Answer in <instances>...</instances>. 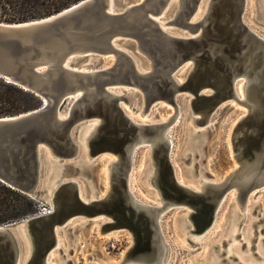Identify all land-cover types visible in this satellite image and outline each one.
<instances>
[{"label": "water", "instance_id": "water-1", "mask_svg": "<svg viewBox=\"0 0 264 264\" xmlns=\"http://www.w3.org/2000/svg\"><path fill=\"white\" fill-rule=\"evenodd\" d=\"M123 1L80 0L41 18L0 19V78L42 100L34 109L0 116V181L32 198L44 193L46 198L51 168L55 178L51 213L0 225V264H50L58 249L56 231L80 218L102 220L100 233L125 227L131 233L132 244L125 250L130 264H167L173 252L164 217L177 205L191 208L183 220L186 240L199 246L192 250L197 251L214 228L232 183L243 185L232 219L238 229L212 245L208 264H244L231 249L236 238L241 251L264 259L257 251L263 232L255 228L245 240L240 228L247 221L243 209L248 195L264 181L248 180L243 170L228 181L208 182L203 191L182 184L173 160L174 140L165 135L171 120L139 123L124 106L138 110L141 93L143 115L159 102L184 107L190 96L196 124L203 125L230 101H238V81L246 78L249 112L234 128L241 145L235 156L249 174L263 169L264 0H259L260 22L251 26L246 22L252 18L251 0H209L196 19L204 0H177L174 17L163 22L171 0L132 1L122 9ZM82 56L91 59L85 68L78 62ZM188 62L191 69L179 81ZM90 126L95 127L82 142ZM150 144L148 173L153 171L150 182L161 205L139 203L132 189L139 152ZM105 155L113 158L109 189L103 197L85 201L78 182L94 175ZM67 164L79 167L76 179L64 175ZM254 223L255 218L251 228Z\"/></svg>", "mask_w": 264, "mask_h": 264}, {"label": "rangeland", "instance_id": "rangeland-1", "mask_svg": "<svg viewBox=\"0 0 264 264\" xmlns=\"http://www.w3.org/2000/svg\"><path fill=\"white\" fill-rule=\"evenodd\" d=\"M128 1L129 3H131L132 1H140V0H128ZM74 3H71L69 6H71ZM176 4H177V0L171 7H169V10H168L169 17L170 16L173 17ZM257 5L259 9L257 17L260 20L261 8L259 5V0H258ZM64 8L66 7L61 8V10ZM251 10L253 14H255V8L253 7ZM55 12H58V11H53L43 16H35L33 18L32 17L31 18L30 17H15V18L12 17V18L2 19V20L9 21V22L24 21V20H29V19L45 17ZM84 59L85 57H80L78 59V62L85 61ZM107 61H110V58H107ZM147 64H149L148 61H147ZM101 65L102 63L98 64L97 66L101 67ZM92 67H96V65L93 64ZM132 102L134 101L132 100ZM41 104H42V100L40 99V105ZM180 106L183 110L182 113L185 112L186 109L182 105ZM241 108L242 106L240 105H235V103L233 102L230 103V105L223 107L216 114L215 117H212L209 123H206L198 127H195V125H193L194 134L192 135H188V134L183 135L186 129H185V125H182V123L180 126L173 129L172 136L174 137L175 144H176L175 153L173 154V158H174V163L176 166L178 163L177 173L179 175L184 176L189 182H195L196 180H199L202 177L211 180V179L216 178V176L222 175L224 172H226L228 168H231V166L233 165L236 167L239 166V162L235 154L239 152V150L241 149V145L238 143L237 139L235 138L237 131H235L234 128L232 129V126H233V120L236 118ZM131 110L134 114L137 112V110L135 109H131ZM170 110L174 112V106H172L171 104L159 102L156 105V115L157 116L164 115ZM20 112H23V111H20ZM20 112L7 113V114L2 113L0 114V116L1 115H12V114L20 113ZM188 116L191 117L190 114H188ZM184 117H185V114L183 113L182 118ZM178 120H179V117L173 123L171 128L176 126L177 124L176 122ZM197 130H204V131L200 135V133L195 134ZM187 139H188L187 148L185 149L183 153L184 156L182 158V161H179L178 158L180 157L177 154L180 151L182 144ZM234 148H237L236 151L234 150ZM147 149H148V146L142 148L139 152L140 160H139L137 167L140 166L141 162H142V167L138 169L136 167L134 178L132 179L134 182L133 181L132 182L135 183L134 185L135 190L137 193H139L140 196L142 197L145 196L144 198L151 199V196H155L156 192H158V189H155V187H153L152 185H148L146 183V178L151 174V173H148V165H149L150 158L148 159L147 162L145 158V152ZM188 153L190 154L187 156ZM106 157L107 155L101 157L99 164L94 168V171H95L94 175H92L89 178L86 177V179H83L84 182L87 183L88 187L91 185V187H93L96 191H98L99 189L105 186L103 179L100 178V176L98 175L99 173L97 172L100 169L101 163L104 162ZM64 168H65L66 175L68 174L70 176L75 177V176H78V174L80 173L79 167H76L72 164H67L65 165ZM188 169H191L194 172L192 174H191V171L190 173L186 172V170ZM107 176L108 175L106 173L105 175L106 184H107L106 186L108 188V177ZM101 177L103 178L104 176L102 175ZM2 183L3 182L0 181V199L2 198L8 199L12 201V203H14L16 206L19 205V206L24 207L25 203L24 201H22L21 197H19L16 194L9 193L7 190L3 189L1 187ZM88 183L90 185H88ZM262 190L263 191L261 194L263 195L261 196L259 206L257 207V215L256 217L255 215L253 216V220L255 218L254 227L251 229H252V232H254L255 228L258 231H262L263 234L261 235V232L259 234L261 237H264V187ZM19 193L24 194L20 191ZM44 195L45 193L35 195L33 198L29 196V198L32 199L34 203H37L38 206L40 204H44L47 208H50L51 211H53V205L51 203L50 198H48V196H46L45 198ZM230 196L231 195H229L227 202L225 203L222 211L220 212L214 228L210 231L209 235H207L204 238V241L206 243L197 251H192V250H194L195 248L199 246L193 247L186 240V236H187L186 231L188 230V228L179 229L178 220L176 218L180 215H183L185 211H191V208L188 205H177L174 209H172L164 217L163 225H164L165 233H166V236L169 239H171L170 242L172 243V251L174 253L170 257L171 262L169 260L168 264L169 262L170 264H201L202 258L206 256V254H207L206 259L208 258L209 260L211 259L210 258L211 253L209 249L210 247H212V245H214L218 241L217 239H220L222 237V235L221 236L218 235V232L221 230V227H222V225L219 224V222L221 223L223 220H225L226 223L224 222V225H225V231H226L227 224L229 223L231 219V216H230L231 210L229 211V213L227 211V209L229 208L231 204ZM151 203L159 204V205L161 204L160 201L159 202L151 201ZM254 210L255 209L253 206L252 211ZM37 211H35L33 215L36 214ZM1 213H0V217H3ZM30 215L25 216L20 219L26 220V218L29 217ZM96 218H100V217H96ZM12 221H15V219L1 221L0 225L9 223ZM125 229H126L125 227H121L120 229H113L111 231H105V232L100 233L98 229V223L96 222H87V219H84V218H80L76 221H71L69 226H67V228L63 229L62 232H60V234H63L62 236L65 239V242L67 245L64 246V244H62L61 247L57 246L58 249L59 248L61 249L60 250L55 249L54 251H52L49 261L50 262L52 261L54 264H84L88 261H99L100 258L106 256V257L111 258L109 263L114 264L115 260L117 261L123 258V254L125 250L132 244L130 240L131 233L125 231ZM176 241H177V244H176ZM234 242H239V245H242L240 238H236ZM262 248L264 249V243H263ZM66 250L68 251V253ZM242 252L246 254L249 253L248 251H246V249H243ZM252 257L254 260L264 263V259L258 258L256 255H252ZM220 258H224V255L221 254Z\"/></svg>", "mask_w": 264, "mask_h": 264}, {"label": "bare ground", "instance_id": "bare-ground-1", "mask_svg": "<svg viewBox=\"0 0 264 264\" xmlns=\"http://www.w3.org/2000/svg\"><path fill=\"white\" fill-rule=\"evenodd\" d=\"M208 1L209 0H204L203 3L200 5L199 10L197 11V13L194 16L195 19L197 17H200L202 15V13L205 12L206 7L204 5ZM175 2H176V0H171L170 5L166 8V10L163 13L164 19L160 20L161 22L165 21V19L172 18L171 16L169 17V11L168 10H169V7H171ZM257 3H258V0H252V2H251V9L253 7L255 8V14H253V12H251L252 13V18L246 20V22L250 26H251V24H253L255 22H260V20L257 17L258 16V11H259ZM129 4L130 3H129L128 0L123 1V3L121 4L122 9L125 8ZM173 17H174V15H173ZM168 31L170 33H173V34L174 33H176V34H183V33L186 32V31H182V30L181 31H177L175 29L174 30H168ZM261 36L264 37V35L262 33H261ZM82 57H84V56H82ZM109 58H110V62H111L113 60V57H109ZM90 60L91 59H86L85 61H83V64H82L83 68L86 67V65L90 62ZM183 67H182L183 70L182 69H181L182 71L180 70L179 75L177 77V79L179 81H182L185 78L187 71H189L191 69V63L190 62H188L187 64L185 63L183 65ZM245 87H246V78H244L242 80H239L238 81V85H237L238 101H230L231 103L232 102L235 103V105L242 106V108L239 111L238 115L233 120L232 129L235 128L236 125L241 121V119L249 112V109H248L247 105L244 102L246 100V92H245L246 91V88ZM122 92H123L122 89H119L117 91V93H122ZM185 100L186 101H185L184 108L186 110H185V112H183L185 114V117L184 118H182V115H183L182 111L183 110H182V108L180 106L181 104L179 102H177L176 107L174 106V112H172L170 110L169 112L165 113L164 115L157 116L156 115V105L157 104H156L154 106V108H152L149 112L143 113V115H141V112L143 111V105H144L143 97H142L141 93L138 95V110H137V112L135 114L132 112V110L127 105H124V106L127 109L128 114L135 121H137L139 123H153V122H159V123H161V122H167V121L171 120L170 128L167 129L165 135L166 134L169 135V137H170L169 140L170 141L174 140V150H173V154H174L175 153V145L176 144H175V139L172 136L173 129L176 126H180L181 123H182V125H185V129H186L185 132L183 133V135H186V134L192 135V134H194V126L193 125H195V127L202 126V125H197L196 124L195 114L192 112V109H191V97L188 96V97L185 98ZM243 107H245V108H243ZM188 114H190L191 117H189ZM178 117H179V120L176 122L177 123L176 126L173 127V128H171L172 125H173V123L176 121V119H178ZM209 122H210V119L206 123H209ZM94 127L95 126H90V127H88V128L85 129V131L83 133L82 142H85L87 140V137L89 136V134L91 133V131L94 129ZM163 138H164V136H163ZM187 142H188V139L186 141H184V143L182 144V147L180 148V151L177 154L180 157V158H178L179 161H182V158L184 156L183 153H184L185 149L187 148ZM151 151H152V145L150 144L148 146V149L145 152L146 162L151 157ZM112 159H113L112 157H110V158L109 157H106L105 160H104V162H102V163L100 162L101 163L100 169L98 170L97 173H99L98 175L100 176L101 179H103V182L105 184V186L103 188H101L98 191H96L93 187H91V185L89 184L90 182L88 183V185H90L88 187L87 186V183L84 182V180H83L85 178L81 179L80 182H78L80 197L83 198L85 201H89L91 199H94L95 196L98 197V198H101L108 191V189H109V179H108V188H107L105 175L107 173V175H108L107 177L109 178L108 164H109V161L112 160ZM173 160H174V158H173ZM177 166H178V163H177ZM141 167H142V162H141L140 166L137 167V169L138 168H141ZM243 170L245 171L244 174L247 176V179L248 180L251 179L252 177H254L256 181H264V168L263 169H259V171L255 175L252 174V173L249 174L248 172H246L248 170L245 169L244 166L242 164H240V162H239V166L236 167V166L233 165V166H231V168H228L226 170V172H224L222 175L216 176V178L211 179V180L202 177L199 180H196L195 182H189L184 176L179 175L178 173H177V178L179 179V181L182 184H184L186 186H189V187H191L192 189H194L196 191H203L205 189V187H206V184L208 182L213 181V182L221 183V182H224V181H228V180L231 179L232 176H235V175L240 174ZM135 171H136V169H135ZM190 171H191V174L194 172L191 169L186 170V172H188V173H190ZM64 173H65V169H64ZM152 174H153V171L146 178V183L148 185H151L150 178H151ZM64 175L66 176V174H64ZM102 175L104 176L103 178L101 177ZM72 177H74V176H72ZM133 178H134V175H133ZM73 179H76V178L74 177ZM132 181H131V183H132V189H133V191H134V193H135V195H136L139 203L149 204V205H159V204L151 203V201H154V202H159L160 201L161 202V200H159L160 199L159 191L156 192L155 196H151V199L152 200L151 199H148V198H144L145 196L142 197V196L139 195V193L136 192L135 186H134L135 183H133L134 181L133 182ZM54 182H55V178L52 177V168H51L49 170V173L47 174V178H46V186H47V192H48V195L47 196H48V198H50V200H51V196H50L51 195V192L53 191V189L55 187ZM242 187H243V185L242 184H238V183H232V185L230 187V189H231V192H230V195H231L230 196L231 204H230L229 208L227 209V211L229 213V211L231 210V212H230L231 219H230L229 223L227 224V230L226 231H225V225H224L225 220H223L221 223L219 222V224L222 225L221 230L218 232V235H220V236L222 235L221 238L225 237V235H227V234H229L231 232H233V233L237 232L238 227H237V225L236 226H233L232 225V221H233L232 219H233V216H234L235 206H237L236 205V201L238 200V197L240 195V190L242 189ZM263 187H264V182L256 185L251 190L250 194L248 195L247 201L245 202V207H244L243 210H244L245 218H246L247 221H244L243 222V225H241V227H240L241 228V231H244L245 232L243 234V238L245 240H248L249 239L250 231H252V229L250 227L251 222H253V216H254L253 215L254 211H252V209H253V206H254V209H255V207L257 205H259L261 196L263 195V194H261L262 191H263L262 190ZM51 212L52 211L50 209V213ZM190 213H191V211H185L183 215H180V216L176 217L177 220H178L179 229H185V225H184L183 218L184 217H187V216H190ZM39 214H41V213H36V214H34L32 216L39 215ZM73 221H75V220H73ZM95 222L98 223V229H99L100 228V223L103 222V221L101 220V221L98 222V219H97ZM243 229H245V230H243ZM56 232H57V238H58V242H57V245L56 246H60L61 247L62 244H64V246H66L67 244L65 242V239L62 236L63 234H60V232H58V231H56ZM99 232H100V230H99ZM116 233H117V231H116ZM167 239H168L169 242L171 241V239H169L168 237H167ZM220 239H217V240L219 241ZM176 244H177V241H176ZM170 247H171V251H172V243L171 242H170ZM262 247H263V245H260V247L257 248V251L264 257V249ZM231 249L237 255L240 256V258L244 262V264H264L263 262H258L257 260H254L253 257H252V255L250 254V252L248 254L243 253L241 251L239 242H234V244L231 246ZM67 253H68V251H67ZM206 256H207V254H206ZM206 256H204L202 258V263L201 264H208L210 262L211 259L210 260H209V258L206 259L207 258ZM211 257H212V255H210V258ZM110 260H111V258L104 256V257L100 258L99 261H88V262H86L84 264H90V263H95V264H111V263H109ZM49 263L50 264H54L52 261L51 262L49 261ZM125 263L130 264V262L128 260H126V258H125V252H124L123 258L120 259V260H117V261L115 260V263L114 264H125ZM169 264H170V262H169Z\"/></svg>", "mask_w": 264, "mask_h": 264}, {"label": "trees", "instance_id": "trees-1", "mask_svg": "<svg viewBox=\"0 0 264 264\" xmlns=\"http://www.w3.org/2000/svg\"><path fill=\"white\" fill-rule=\"evenodd\" d=\"M77 1L79 0H0V19L43 16L53 11H59ZM38 106H40V98L33 92L0 78V114L26 111ZM1 187L9 193L21 197L25 205L24 207L16 206L8 199H0V213L2 212L3 216L0 217V222L9 219L21 220L20 218L33 215L37 211L38 204L34 203L29 196L19 193L4 183L1 184Z\"/></svg>", "mask_w": 264, "mask_h": 264}, {"label": "built area", "instance_id": "built-area-1", "mask_svg": "<svg viewBox=\"0 0 264 264\" xmlns=\"http://www.w3.org/2000/svg\"><path fill=\"white\" fill-rule=\"evenodd\" d=\"M49 209V210H48ZM36 213H41L39 215L49 214L50 208H47L44 204L38 206V211ZM36 216V215H35ZM31 217V216H30Z\"/></svg>", "mask_w": 264, "mask_h": 264}]
</instances>
